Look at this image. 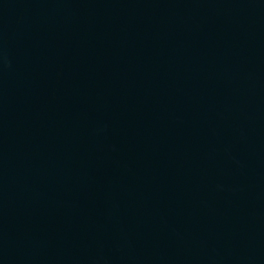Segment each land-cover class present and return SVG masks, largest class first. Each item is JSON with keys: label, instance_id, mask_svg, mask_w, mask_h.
<instances>
[{"label": "water", "instance_id": "95a60500", "mask_svg": "<svg viewBox=\"0 0 264 264\" xmlns=\"http://www.w3.org/2000/svg\"><path fill=\"white\" fill-rule=\"evenodd\" d=\"M0 264H264V0H0Z\"/></svg>", "mask_w": 264, "mask_h": 264}]
</instances>
